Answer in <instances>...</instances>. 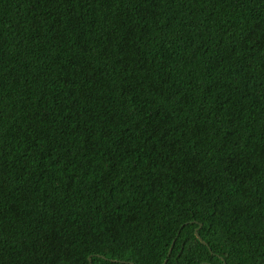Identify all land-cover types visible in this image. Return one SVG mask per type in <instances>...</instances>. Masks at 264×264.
<instances>
[{
    "label": "trees",
    "instance_id": "obj_1",
    "mask_svg": "<svg viewBox=\"0 0 264 264\" xmlns=\"http://www.w3.org/2000/svg\"><path fill=\"white\" fill-rule=\"evenodd\" d=\"M164 262L264 264V0H0V264Z\"/></svg>",
    "mask_w": 264,
    "mask_h": 264
},
{
    "label": "rangeland",
    "instance_id": "obj_2",
    "mask_svg": "<svg viewBox=\"0 0 264 264\" xmlns=\"http://www.w3.org/2000/svg\"><path fill=\"white\" fill-rule=\"evenodd\" d=\"M196 221V220H195ZM197 222V221H196ZM202 226V223L200 222L199 223V226L197 227V229H195V232H196V230H197V232L199 233V229H200V227ZM197 235V234H196ZM200 235V234H199ZM197 237H199L198 235H197ZM200 237H201V235H200ZM199 237V238H200ZM201 239V238H200Z\"/></svg>",
    "mask_w": 264,
    "mask_h": 264
},
{
    "label": "water",
    "instance_id": "obj_3",
    "mask_svg": "<svg viewBox=\"0 0 264 264\" xmlns=\"http://www.w3.org/2000/svg\"><path fill=\"white\" fill-rule=\"evenodd\" d=\"M196 234L200 237V235H199V233L197 232V230H196ZM132 264H134V263H132ZM164 264H165V262H164Z\"/></svg>",
    "mask_w": 264,
    "mask_h": 264
}]
</instances>
